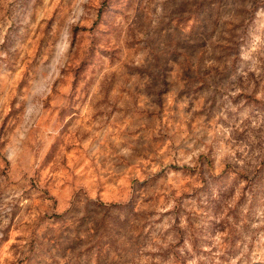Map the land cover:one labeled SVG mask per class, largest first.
<instances>
[{
  "label": "rangeland",
  "instance_id": "obj_1",
  "mask_svg": "<svg viewBox=\"0 0 264 264\" xmlns=\"http://www.w3.org/2000/svg\"><path fill=\"white\" fill-rule=\"evenodd\" d=\"M0 264H264V0H0Z\"/></svg>",
  "mask_w": 264,
  "mask_h": 264
}]
</instances>
